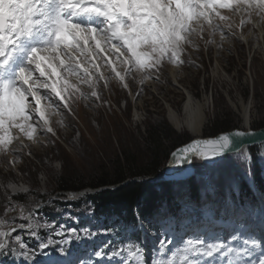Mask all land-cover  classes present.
I'll return each instance as SVG.
<instances>
[{"label":"snow or ice","instance_id":"snow-or-ice-1","mask_svg":"<svg viewBox=\"0 0 264 264\" xmlns=\"http://www.w3.org/2000/svg\"><path fill=\"white\" fill-rule=\"evenodd\" d=\"M222 9L264 20V0H0V155L12 154L0 176V204L5 216L18 213L0 220V264H264V204L249 209L226 199L216 209L205 199L188 209L199 213L197 224L230 218L235 230L228 240L187 233L177 241L169 232L157 231L160 239L150 256L144 238L118 243L109 239L85 260L74 259L71 247L65 245L110 236L115 229L57 226L55 221L41 220V203L22 205L15 199L32 195L29 186L13 178L28 175L16 168L23 155L33 157L31 150L23 149L55 147L58 129L65 127L66 117L76 118V106L108 104L104 92H111L113 85L135 101L144 94L147 81L167 82L161 80L166 65L177 71L186 64L200 67L191 56L200 50L198 41L205 48L215 44L222 50L226 40L236 37L230 16ZM244 23L241 20V28ZM130 83L141 85L135 94ZM171 84L179 87L175 80ZM190 105L191 97L186 110ZM169 119L178 131L184 130L174 112L169 111ZM186 124L189 132L198 130L196 120ZM259 139L264 133L258 138L254 131L241 130L195 139L173 151L171 163L187 169L196 161L215 164L232 156L246 164L252 158L248 147ZM49 160L47 153L40 160L39 180L44 184L58 177L65 165L62 159ZM214 192L211 183L206 185V197ZM83 195L70 193L68 198ZM93 211L89 205L88 214ZM67 217L78 223L71 213ZM52 254L63 259L53 261Z\"/></svg>","mask_w":264,"mask_h":264},{"label":"rangeland","instance_id":"rangeland-1","mask_svg":"<svg viewBox=\"0 0 264 264\" xmlns=\"http://www.w3.org/2000/svg\"><path fill=\"white\" fill-rule=\"evenodd\" d=\"M223 10L221 11L222 14L230 16V22L233 25V31L236 32V37L226 40L223 43L222 50H218L215 44L205 48L204 42L198 41L200 50L191 53V56L200 67H191L186 64L177 71L171 65H166V72L161 76V80L166 79L167 82L147 81L143 85L144 94L135 101L128 92L121 91L118 86L113 85L111 92H104V100L108 101V104L88 108L81 102L76 106V118L73 120L66 117L64 120L65 127L58 129L60 140L57 141L55 147L42 148L32 145L30 149H23L24 153L31 150L33 157L23 155L16 168L23 170L28 175L13 178L17 182L29 186L32 189V195H18L15 197L18 203L27 205L30 201L39 202L44 208L43 204L51 201L52 203L47 207L54 212L52 215L54 220L51 218L45 219L43 216H41V220L55 221L57 226L66 224L68 227H75V225L84 223L88 219L92 224H95L96 221L91 220L94 213L88 214V206L91 205L92 208L93 206L87 199V194L83 195L82 199L70 200L68 197L71 192L60 191L64 195H59L56 194L57 191L61 190L66 181L68 187H74L73 183L68 182L76 181L83 184L95 179V176L111 174L117 165L125 168L132 161L137 165L142 164L147 156L148 134L163 122L177 137L184 136L188 138L186 142H182L178 146L185 145L188 141L193 140L187 131L175 130L167 120L168 106L171 105L175 110H179L186 101L184 87L192 91L198 99L208 100L205 110L207 122L201 133L203 138H212L214 135L241 127L247 128L249 131L261 128L262 126L259 124L264 119V20H261L255 14L248 16L244 13L233 14L230 10ZM241 20L245 22L243 28H240L239 25ZM248 27H253V29L251 30ZM204 39H209V36L205 34ZM215 40L219 43V35L215 37ZM172 75H177L182 79L180 84L177 82L179 87L172 86L171 81L174 77ZM131 85L133 94H135L136 89L141 87L138 83ZM159 86L164 87V89L160 90ZM240 104L247 110L249 119L247 125ZM136 111L138 118L134 116ZM219 117L226 118L230 127L227 128L228 130H218L211 133L210 128ZM55 119L56 117H53V120ZM77 131L79 132L78 137L76 136ZM41 139L44 138L41 137ZM162 139L163 147L169 148L172 140L165 137ZM13 147H16L15 144ZM249 151L252 158L246 164L241 163L232 156L213 168L206 167L197 161L194 162L193 168L196 179L192 183H205V180L200 176L208 178L207 180L211 183H213L212 179L214 182L224 179L227 180L226 193L235 191L233 186L236 181L248 178L250 171H252L254 165L252 154L264 151V145L253 147ZM45 153L50 158L49 163H54L57 159H62L65 162L62 173L56 178H49L46 184L41 183L39 180L40 160L45 158ZM11 159V153L7 156L0 155V176L4 175V162ZM257 161L259 162L258 159ZM166 168V162H164L159 176L154 179L142 177L139 180L142 183L152 184L167 181ZM164 169L165 174L163 173ZM206 175L212 177L209 178ZM220 183H217L216 186L219 187ZM184 186L183 183H180L178 186L173 187L177 188V191L179 190L180 199L185 202ZM76 188H69V191L77 192L78 190L90 189L91 192L98 193L103 190L89 186ZM78 200H81L79 206L76 202ZM68 213L78 219V223L68 219ZM17 215L18 213L8 212L5 216L2 204H0V220H8L9 217ZM19 222L22 221L17 220V223ZM84 224L88 226V223ZM40 232L44 234L43 229ZM55 238L59 239V237ZM65 246L70 247V245ZM88 258L87 255L85 260Z\"/></svg>","mask_w":264,"mask_h":264},{"label":"trees","instance_id":"trees-1","mask_svg":"<svg viewBox=\"0 0 264 264\" xmlns=\"http://www.w3.org/2000/svg\"><path fill=\"white\" fill-rule=\"evenodd\" d=\"M259 125L263 128L264 119ZM229 127L230 126L227 124L226 118L219 117L211 126L210 132L214 133L218 130H228L227 128ZM163 137L172 140L169 148L163 147ZM147 139H149L147 156L146 160L142 162V164L137 165L134 161H132L125 167L127 169L121 165H117L111 174L95 176V179L83 184L76 181L68 182L73 183L74 187H68L66 181L65 185H62L61 190L57 192H67V190L69 191V188H76L77 183L78 186L76 189L83 188L84 186L101 188L103 190L98 193L86 195L95 211L100 212L101 214H108L112 211L117 214H121L123 212L124 215H126V218L130 220L133 219L132 212L137 209L140 214L142 213L144 215H148L149 212L156 208L161 201L167 200V197H171V185L166 182L153 184L142 183V181L140 182V178H155V176L161 171L163 163L170 158V153L175 150L180 143L186 142L188 138L184 136L177 137L168 125L163 122L157 126V128H153L149 132ZM258 169L259 168L255 167L254 178L256 181H260ZM190 184L191 188L189 187V191H192L193 195H195L192 182ZM69 185L73 186L72 184ZM77 192H79V190ZM77 204L79 206L81 201ZM46 210L47 209H44L43 212H46Z\"/></svg>","mask_w":264,"mask_h":264},{"label":"bare ground","instance_id":"bare-ground-1","mask_svg":"<svg viewBox=\"0 0 264 264\" xmlns=\"http://www.w3.org/2000/svg\"><path fill=\"white\" fill-rule=\"evenodd\" d=\"M250 28V27H248ZM251 30L253 29V27L250 28ZM249 30V29H247ZM256 53V51L254 52V54ZM176 71V70H175ZM172 72V70H171ZM175 73V72H174ZM173 73V74H174ZM178 73V72H177ZM170 74V73H169ZM216 74V73H215ZM174 76V77H173ZM173 77V80L176 81V83L178 82L179 84L181 83L180 81H182V79L179 77V76H175V75H172ZM171 79V78H170ZM184 87V86H183ZM159 89L160 90H163L164 87L162 86H159ZM184 92H185V102L183 104V106L181 107V109L179 110H175L173 108V106L169 105L168 106V114H167V120L169 121L170 125L175 129L177 130V125L175 122H173L172 120L169 119V111L171 112H174L176 114V119L179 123H181L182 125H184V130L187 131V133L193 138V139H199V138H203L201 135L202 133V130L206 124V115H205V110L207 108V104H208V100L204 99V98H201V99H198L197 97H195V94L190 91L189 89H187L186 87H184ZM174 94V93H173ZM203 96V95H202ZM189 97H191V105H190V109L189 110H186V107L185 105L188 103L189 101ZM168 99V98H167ZM167 99H164L166 101H168ZM233 102V101H232ZM170 103V101H169ZM234 104V103H233ZM239 104V103H238ZM241 105V104H240ZM242 106V105H241ZM242 114H243V118H244V121L246 122V125L248 123V117H247V110L244 108V106H242V110H241ZM136 118H138V115H137V111L135 112V115H134ZM189 120H196L197 121V125H198V130L196 132H189L187 130V124H186V121H189ZM249 124H250V121H249ZM247 127V126H246ZM233 130H241V131H249V129L247 128H238V129H233ZM231 132V131H229ZM224 133H227V132H224ZM220 134H223V133H220ZM166 169H167V176L166 177H171L173 179H176V175H179V173L175 172L176 171V167L175 165H166ZM165 170V169H164ZM164 172V173H165ZM175 172V174H174ZM175 175V176H174ZM179 177V176H178Z\"/></svg>","mask_w":264,"mask_h":264},{"label":"water","instance_id":"water-1","mask_svg":"<svg viewBox=\"0 0 264 264\" xmlns=\"http://www.w3.org/2000/svg\"><path fill=\"white\" fill-rule=\"evenodd\" d=\"M234 131V130H233ZM252 131H254V132H256L257 134H258V138H259V135L261 134V133H264V127L263 128H259V129H256V130H252ZM232 132V131H231ZM227 133H230V132H227ZM224 134V133H223ZM219 134H217V135H215L214 137H212V138H215L216 136H218ZM197 139V138H196ZM199 139H206V138H199ZM193 140H195V139H193ZM193 140H191V141H193ZM190 141V142H191ZM190 142H188L187 144H183V145H181V146H178L175 150H173V151H176L177 149H180V148H182V147H184V146H186V145H188ZM261 144H264V139H259V142L256 144V145H261ZM255 145V146H256ZM248 148H252V146H249ZM172 151V152H173ZM171 152V153H172ZM169 160H168V162L166 163V165L168 166V165H172V163H171V161H172V156H171V154L169 155ZM228 157V156H227ZM226 158V157H225ZM225 158H223L222 160H224ZM222 160H220V161H218L217 163H219V162H221ZM217 163H215V164H217ZM204 164H206V165H209V166H214L215 164H209V163H204ZM175 172H177V173H179V175L181 176V178H183V179H185V178H190L191 177V175H192V173H193V168H192V165L191 166H189V167H187V169H177L176 168V171ZM175 172H174V174H175Z\"/></svg>","mask_w":264,"mask_h":264}]
</instances>
